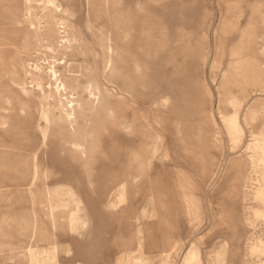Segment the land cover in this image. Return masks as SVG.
Returning a JSON list of instances; mask_svg holds the SVG:
<instances>
[{"label":"rangeland","instance_id":"1","mask_svg":"<svg viewBox=\"0 0 264 264\" xmlns=\"http://www.w3.org/2000/svg\"><path fill=\"white\" fill-rule=\"evenodd\" d=\"M0 61V264H264V0H0Z\"/></svg>","mask_w":264,"mask_h":264},{"label":"bare ground","instance_id":"2","mask_svg":"<svg viewBox=\"0 0 264 264\" xmlns=\"http://www.w3.org/2000/svg\"><path fill=\"white\" fill-rule=\"evenodd\" d=\"M0 64H1V61H0ZM251 121V120H250ZM161 132H162V130H161ZM166 133V132H165ZM258 141V140H257ZM256 141V142H257ZM260 144H258V147H257V150H255V155L254 154H251V156L253 155V158H252V162L253 163H255L256 165H257V167L259 168V170H257V171H259L258 173H257V175L258 176H256V178H253V179H251V178H249L250 177V175H249V177H245V179H244V181H243V189H246L247 188V186L249 187V186H252L253 187V185H256V188H255V191L253 190V192H254V194H253V197L254 198H252L253 199V202H255L254 200H257L256 202L258 203V201H261L262 202V204H264V130H263V132H262V139H261V142H259ZM256 147H254V149H255ZM251 159V158H250ZM249 160V159H248ZM247 160V161H248ZM246 161V162H247ZM246 162H239V161H237V160H232V161H230L227 165H226V168H225V171H226V174H229L234 168H236V167H239V168H241L243 171H245V168H246V166H247V163ZM250 164H252V163H250ZM180 165H181V167L183 168V170H185L186 171V161H185V159H182V160H180ZM252 167V166H251ZM251 167H249V168H251ZM253 168V167H252ZM176 170V169H175ZM256 170L255 171H253V170H251V171H253V172H255L256 173ZM178 171V170H177ZM182 170H181V172H180V176H182L181 174H182ZM173 173H175V172H173ZM189 173V172H188ZM191 173V172H190ZM247 173H249V171L247 172ZM246 173V174H247ZM177 174H179V171L178 172H176L175 173V175L173 176V178H177ZM184 176H185V178H186V172H184ZM176 176V177H175ZM184 176H182V180H183V178H184ZM246 176H248V175H246ZM180 178V180H181V177H179ZM179 178H177L178 180H179ZM184 178V179H185ZM171 179V178H170ZM174 181H175V179H174ZM185 180H183V181H181V182H184ZM177 182V181H176ZM180 182V181H179ZM180 184V183H179ZM178 185V184H177ZM183 185H185V184H183ZM213 185V184H212ZM181 186V185H180ZM179 186V187H180ZM249 189L250 190H252L250 187H249ZM247 190V189H246ZM249 191V190H248ZM245 192V191H244ZM250 192V191H249ZM253 192H251V193H253ZM191 194V193H190ZM190 194H189V196H190ZM193 195V194H192ZM165 196H167V195H165ZM164 196V197H165ZM163 196H161V198H162ZM171 197V196H170ZM245 197H247V196H244V198L243 199H245ZM172 198V197H171ZM191 198H193V196H190V198H188V199H191ZM163 199V198H162ZM166 200H167V198H166ZM170 200V199H169ZM163 201H165V200H163ZM191 201H193V200H188V202L187 203H189V202H191ZM159 202V201H158ZM168 202V200L166 201V203ZM194 202V201H193ZM255 202V203H256ZM162 203V202H161ZM168 204V203H167ZM189 204H191V203H189ZM259 204V203H258ZM261 204V205H262ZM161 205H163V207L164 206H166V205H164V203H162ZM161 205H159L160 207H161ZM257 205V204H256ZM260 204H259V206H261ZM157 206V205H156ZM159 206H157L158 208H159ZM258 206V205H257ZM256 206V207H257ZM157 208V209H158ZM263 207H261V209H262ZM256 208H254V210H255ZM259 209V208H258ZM161 210V209H160ZM258 210L256 209V212H257ZM263 211H264V209H263ZM206 212V211H205ZM201 213L203 214L204 212H202V209H201ZM259 213V212H258ZM263 213V212H262ZM257 214V213H256ZM253 216H255V215H253ZM260 216V218H261V216H262V214L261 215H259ZM257 218H259V217H257ZM264 218V217H263ZM263 220V219H262Z\"/></svg>","mask_w":264,"mask_h":264}]
</instances>
